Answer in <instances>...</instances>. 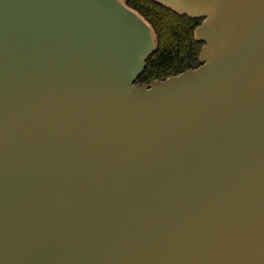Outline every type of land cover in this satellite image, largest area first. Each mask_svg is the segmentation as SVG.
Masks as SVG:
<instances>
[{
  "label": "water",
  "instance_id": "obj_1",
  "mask_svg": "<svg viewBox=\"0 0 264 264\" xmlns=\"http://www.w3.org/2000/svg\"><path fill=\"white\" fill-rule=\"evenodd\" d=\"M155 1L201 64L140 85L121 0H0V264H264V0Z\"/></svg>",
  "mask_w": 264,
  "mask_h": 264
},
{
  "label": "trees",
  "instance_id": "obj_2",
  "mask_svg": "<svg viewBox=\"0 0 264 264\" xmlns=\"http://www.w3.org/2000/svg\"><path fill=\"white\" fill-rule=\"evenodd\" d=\"M126 4L142 15L156 34V49L147 57L137 84L165 80L200 65L204 45L195 36L203 17H191L155 0H126Z\"/></svg>",
  "mask_w": 264,
  "mask_h": 264
},
{
  "label": "rangeland",
  "instance_id": "obj_3",
  "mask_svg": "<svg viewBox=\"0 0 264 264\" xmlns=\"http://www.w3.org/2000/svg\"><path fill=\"white\" fill-rule=\"evenodd\" d=\"M121 2H123V4L126 6V7H128V8H130L127 4H126V0H121ZM177 10H179V11H181L182 12V10H180V9H177ZM144 20H146L142 15H140ZM145 22H147V24L149 25V27H150V29H151V33H152V35L154 36V37H156V34H155V31H154V29H153V27L151 26V24L146 20ZM196 36V35H195ZM141 85V84H140Z\"/></svg>",
  "mask_w": 264,
  "mask_h": 264
},
{
  "label": "bare ground",
  "instance_id": "obj_4",
  "mask_svg": "<svg viewBox=\"0 0 264 264\" xmlns=\"http://www.w3.org/2000/svg\"><path fill=\"white\" fill-rule=\"evenodd\" d=\"M122 4H123V2H121ZM124 5V4H123ZM125 6V5H124ZM130 9V8H129ZM148 27H149V25L147 24V22H145L146 20H144L141 16H140V14L138 13V12H136V11H134L133 9H131Z\"/></svg>",
  "mask_w": 264,
  "mask_h": 264
},
{
  "label": "built area",
  "instance_id": "obj_5",
  "mask_svg": "<svg viewBox=\"0 0 264 264\" xmlns=\"http://www.w3.org/2000/svg\"><path fill=\"white\" fill-rule=\"evenodd\" d=\"M156 82H158V81H155V82H153V83H149V84H154V83H156Z\"/></svg>",
  "mask_w": 264,
  "mask_h": 264
},
{
  "label": "flooded vegetation",
  "instance_id": "obj_6",
  "mask_svg": "<svg viewBox=\"0 0 264 264\" xmlns=\"http://www.w3.org/2000/svg\"><path fill=\"white\" fill-rule=\"evenodd\" d=\"M200 64H201V62H200ZM200 66V65H199ZM170 77V76H169ZM159 81H163V80H159Z\"/></svg>",
  "mask_w": 264,
  "mask_h": 264
}]
</instances>
